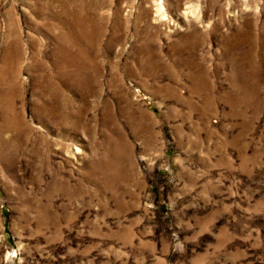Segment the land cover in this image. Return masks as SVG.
<instances>
[{"label":"rangeland","instance_id":"1","mask_svg":"<svg viewBox=\"0 0 264 264\" xmlns=\"http://www.w3.org/2000/svg\"><path fill=\"white\" fill-rule=\"evenodd\" d=\"M16 36L0 264H264V0H0Z\"/></svg>","mask_w":264,"mask_h":264},{"label":"bare ground","instance_id":"2","mask_svg":"<svg viewBox=\"0 0 264 264\" xmlns=\"http://www.w3.org/2000/svg\"><path fill=\"white\" fill-rule=\"evenodd\" d=\"M7 49L4 51L3 53V58L1 60L2 65L0 67V84H7L10 86L11 84V74H10V69L13 72V77H15L17 75V71L18 69L15 68L14 63L11 62L10 65L9 64V60H10V56H11V52L12 49H14L16 52H18V56L20 55V43H19V38L18 36H16L15 38H13V42L12 44H9L7 47ZM9 49L11 51H9ZM65 54H67L64 51ZM68 55V54H67ZM65 67H70L71 68V60L67 62V65H65ZM70 72V77H71V71ZM71 80V79H70ZM2 111V109L0 108V112ZM5 125H1L0 126V131H3V128H5Z\"/></svg>","mask_w":264,"mask_h":264}]
</instances>
